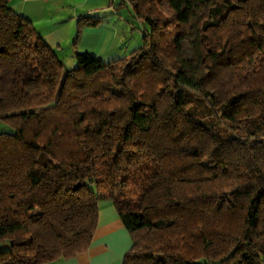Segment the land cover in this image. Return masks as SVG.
<instances>
[{"label":"trees","instance_id":"1","mask_svg":"<svg viewBox=\"0 0 264 264\" xmlns=\"http://www.w3.org/2000/svg\"><path fill=\"white\" fill-rule=\"evenodd\" d=\"M0 0V264L90 247L99 202L121 264H264V0H121L141 46L68 70ZM81 17L72 46L85 26ZM209 105L214 134L187 111Z\"/></svg>","mask_w":264,"mask_h":264},{"label":"crops","instance_id":"2","mask_svg":"<svg viewBox=\"0 0 264 264\" xmlns=\"http://www.w3.org/2000/svg\"><path fill=\"white\" fill-rule=\"evenodd\" d=\"M121 0H10L18 16L28 20L55 56L70 70L74 54L88 53L102 62H113L125 55V31ZM81 17L100 19L98 26H85L76 46H72ZM122 21V22H121ZM121 22V23H119ZM122 25V26H121ZM127 52V51H126ZM98 225L87 251L49 264H121L132 240L113 206L99 202Z\"/></svg>","mask_w":264,"mask_h":264},{"label":"rangeland","instance_id":"3","mask_svg":"<svg viewBox=\"0 0 264 264\" xmlns=\"http://www.w3.org/2000/svg\"><path fill=\"white\" fill-rule=\"evenodd\" d=\"M120 11L123 14L125 23V31L122 34V45L126 56L133 50L141 46V37L143 34V25L132 18V12L129 7L121 8ZM122 22V21H121ZM119 22V23H121ZM122 26V25H121ZM127 51V52H126ZM125 57V56H124ZM184 98L189 102L187 111L190 115L196 116L198 120L216 135L233 137V133L228 131L226 126L222 123L215 122L210 116L209 105L198 94L191 93L190 91L184 92ZM0 133L12 134L13 130L0 122ZM4 245H0V249H3Z\"/></svg>","mask_w":264,"mask_h":264}]
</instances>
